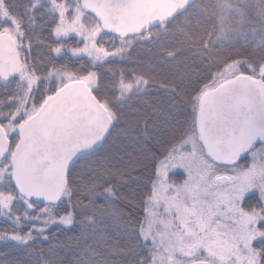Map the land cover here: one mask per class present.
Instances as JSON below:
<instances>
[{
    "label": "snow or ice",
    "instance_id": "snow-or-ice-1",
    "mask_svg": "<svg viewBox=\"0 0 264 264\" xmlns=\"http://www.w3.org/2000/svg\"><path fill=\"white\" fill-rule=\"evenodd\" d=\"M0 242L264 264V0H0Z\"/></svg>",
    "mask_w": 264,
    "mask_h": 264
},
{
    "label": "trees",
    "instance_id": "trees-1",
    "mask_svg": "<svg viewBox=\"0 0 264 264\" xmlns=\"http://www.w3.org/2000/svg\"><path fill=\"white\" fill-rule=\"evenodd\" d=\"M161 95H164V94H161ZM134 147L136 148H147L148 145H134ZM146 179V173H140L139 171H134L132 172L131 174V186L135 187L136 184L139 182V181H142V180H145ZM127 210V209H126ZM56 229H53V232H55ZM76 233L75 232H69L67 233L68 236H71V235H75ZM66 239V236L64 234H61L58 239H57V242L63 246V242L65 241ZM9 249H6L3 245L2 242H0V253L4 252V251H8ZM59 256L63 259H65V262L67 264V261L68 260H71L73 257L71 255L70 252L67 251V249H64L62 251L59 252Z\"/></svg>",
    "mask_w": 264,
    "mask_h": 264
}]
</instances>
